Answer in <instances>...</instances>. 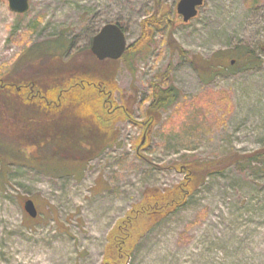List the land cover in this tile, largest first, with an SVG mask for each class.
I'll use <instances>...</instances> for the list:
<instances>
[{
    "label": "rangeland",
    "instance_id": "374dc122",
    "mask_svg": "<svg viewBox=\"0 0 264 264\" xmlns=\"http://www.w3.org/2000/svg\"><path fill=\"white\" fill-rule=\"evenodd\" d=\"M178 1L29 0L28 12L17 15L0 0V77L31 48L63 38L66 60L106 24H119L129 46L150 15L167 19L147 49L137 46L116 65L112 105L125 104L130 119L113 126V145L83 164L0 162V264H103L109 233L143 192L184 180L175 164L264 147V0H204L188 23L176 14ZM239 46L255 51L258 68L200 79L194 57ZM39 65L28 72H41ZM153 84L172 85L179 98L144 132ZM25 200L34 203L35 219ZM125 264H264V174L231 165L208 176L139 238Z\"/></svg>",
    "mask_w": 264,
    "mask_h": 264
},
{
    "label": "trees",
    "instance_id": "16d2710c",
    "mask_svg": "<svg viewBox=\"0 0 264 264\" xmlns=\"http://www.w3.org/2000/svg\"><path fill=\"white\" fill-rule=\"evenodd\" d=\"M166 20V16L157 11L145 19L141 24L140 38L127 47L118 61L100 62L89 48L64 60L67 41L63 38L43 51L31 48L28 60H41L43 67L37 74L31 71L25 77H16L15 82L17 86H22L21 91L6 85L4 75L0 77L3 84L0 88L2 166L5 163L31 166L33 161L42 164L70 161L83 164L113 145L116 141L113 126L116 122L130 119L125 104L121 107L112 105L111 97L117 90L114 83L116 65L128 53H136L133 51L139 49L137 46L143 44L140 47L147 49L153 33L163 27ZM191 61L203 82L260 66L255 51L247 46L228 52L218 51L207 59L197 56ZM158 78L164 81L167 74ZM26 79L38 92L37 100L30 99L27 89L31 84L26 85ZM149 89V107L140 108L146 120L144 132H147L148 125L156 124L161 112L172 107L179 98L178 90L172 85L160 88L158 84H153ZM223 97L224 102L229 104L227 97ZM38 128L40 131L36 130ZM34 150L35 154L31 153ZM231 165L264 174V147L245 156L230 154L215 161L175 164L176 169L185 172L184 180L170 189L152 188L143 192L142 200L109 233L103 264H125L133 245L150 227L181 207L208 176L219 174Z\"/></svg>",
    "mask_w": 264,
    "mask_h": 264
},
{
    "label": "water",
    "instance_id": "95a60500",
    "mask_svg": "<svg viewBox=\"0 0 264 264\" xmlns=\"http://www.w3.org/2000/svg\"><path fill=\"white\" fill-rule=\"evenodd\" d=\"M9 10L18 15L29 10V0H6ZM204 0H179L176 4V14L183 23L194 19ZM127 48L126 36L116 24H106L93 36L90 43V52L98 60L118 61ZM233 64V63H232ZM24 212L32 219L37 216L34 203L27 200L23 204Z\"/></svg>",
    "mask_w": 264,
    "mask_h": 264
},
{
    "label": "flooded vegetation",
    "instance_id": "af4514ba",
    "mask_svg": "<svg viewBox=\"0 0 264 264\" xmlns=\"http://www.w3.org/2000/svg\"><path fill=\"white\" fill-rule=\"evenodd\" d=\"M28 57H29V54L26 51L21 53L20 55L16 56L15 59L12 62H10V64L8 65V67L6 69V72L4 74L6 85L12 86V89H15L17 92L22 90V86L21 87L17 86V82H15L17 80L16 77H18V76L25 77L28 74V70L30 69V67H34L38 64H42L41 60L35 61L32 59L31 60L32 62H31L28 60ZM27 82H28V80L26 79V83ZM29 83L31 84V82H28L26 85H28ZM32 85L33 84H31V86L27 89V92L30 94L31 100H37L39 98V95H38V92H35L33 90ZM0 88H3L1 78H0ZM26 97H28V96H26Z\"/></svg>",
    "mask_w": 264,
    "mask_h": 264
},
{
    "label": "bare ground",
    "instance_id": "6f19581e",
    "mask_svg": "<svg viewBox=\"0 0 264 264\" xmlns=\"http://www.w3.org/2000/svg\"><path fill=\"white\" fill-rule=\"evenodd\" d=\"M38 258H40V259L46 261V258H47V257H42V255H39Z\"/></svg>",
    "mask_w": 264,
    "mask_h": 264
}]
</instances>
